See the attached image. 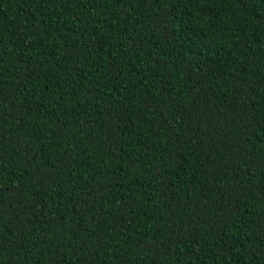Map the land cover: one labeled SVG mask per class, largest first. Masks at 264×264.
Wrapping results in <instances>:
<instances>
[{
	"label": "trees",
	"instance_id": "trees-1",
	"mask_svg": "<svg viewBox=\"0 0 264 264\" xmlns=\"http://www.w3.org/2000/svg\"><path fill=\"white\" fill-rule=\"evenodd\" d=\"M0 264H264V0H0Z\"/></svg>",
	"mask_w": 264,
	"mask_h": 264
}]
</instances>
